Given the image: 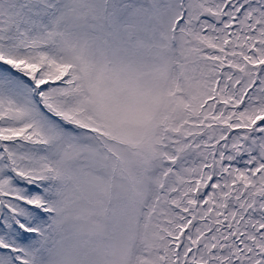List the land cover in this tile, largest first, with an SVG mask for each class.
Returning a JSON list of instances; mask_svg holds the SVG:
<instances>
[{
	"label": "snow or ice",
	"instance_id": "snow-or-ice-1",
	"mask_svg": "<svg viewBox=\"0 0 264 264\" xmlns=\"http://www.w3.org/2000/svg\"><path fill=\"white\" fill-rule=\"evenodd\" d=\"M0 264H264V0H0Z\"/></svg>",
	"mask_w": 264,
	"mask_h": 264
}]
</instances>
